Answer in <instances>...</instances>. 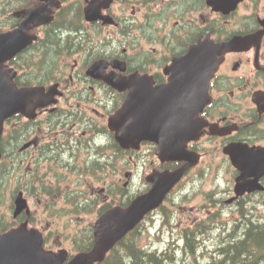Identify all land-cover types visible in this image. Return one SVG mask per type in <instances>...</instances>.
<instances>
[{"label": "flooded vegetation", "instance_id": "obj_1", "mask_svg": "<svg viewBox=\"0 0 264 264\" xmlns=\"http://www.w3.org/2000/svg\"><path fill=\"white\" fill-rule=\"evenodd\" d=\"M80 3L89 37L92 35L95 39L94 30L113 26L118 28L119 35L112 31L109 35L118 39L115 43L106 44L103 53L98 55L87 56L82 51L73 50L69 53L65 49L58 59L64 65L62 77L49 83L39 81L33 86L39 88L40 95L26 111L27 191L31 195L53 198L64 190V194L58 193V196L90 199L93 204L96 199L109 201L112 197L115 200L114 196L126 201L128 185L133 183L134 180H130L135 174L124 170L123 174L129 179L123 184L111 176L116 170L125 169V153L129 150L139 153L138 162H150L152 172L146 176L147 189L142 193L152 187L150 175L184 169L163 204L170 199L173 202L177 200L181 193L176 192L187 185V177L200 163L192 165L189 159L162 161L157 155L159 143L154 140L142 141L139 149L134 151L118 145L109 127V118L122 106L130 90H119L105 78L110 75L128 77L134 73L144 75L148 79L141 83L148 90L140 92L149 95L153 88L168 82L169 75L165 69L175 58L184 56L192 45L208 38L217 44H231L219 56L221 60L211 80V99L200 114L202 122L204 120L201 136L190 140L187 148L199 153L201 159L207 145L222 150L223 159L219 166L227 161L235 186L241 171L234 166L225 148L231 145L254 150L264 147V0H241L229 13L215 10L208 0H113L108 6L98 3L102 17L96 21L86 18V7L92 4L88 0H56L48 6H45L46 0H0V34L16 30L25 20L27 11L45 6L47 9L40 16L50 19L32 23L26 30L34 41L38 40L44 37L46 26L61 16L62 8L73 10ZM129 6L132 13L128 16L115 12L116 8ZM142 7L144 18L140 20L136 13L138 8L141 13ZM96 38L105 42L111 40L109 36ZM129 38L133 40L127 42ZM155 44L158 47H153ZM73 56L79 58H74L72 64L70 58ZM97 61H103L104 65L92 75L88 71ZM52 86L54 90L50 89ZM257 94L261 95L262 106L256 100ZM111 148L123 159V166L117 163L112 170L111 160L117 157L111 154ZM151 150L156 155L155 159L150 153L146 154ZM250 172L248 180L255 179L258 171ZM259 180L264 185V174ZM81 185L90 186V192ZM220 193L229 195L225 203L230 205L247 198L251 202L255 195H264V190L238 198L235 187L217 192ZM221 198L215 199L216 205H221ZM230 199L232 201L228 203ZM43 232L44 236L50 237V230L44 229ZM46 246L52 249L47 241Z\"/></svg>", "mask_w": 264, "mask_h": 264}, {"label": "water", "instance_id": "obj_2", "mask_svg": "<svg viewBox=\"0 0 264 264\" xmlns=\"http://www.w3.org/2000/svg\"><path fill=\"white\" fill-rule=\"evenodd\" d=\"M86 18L96 20L99 14L98 3L108 6L113 0H88ZM241 0H208L215 10L229 13L237 8ZM56 2L46 0L45 6ZM27 11L18 28L0 34V138L6 118L17 112H26L38 90L18 88L10 78V71L3 63L27 47L32 35L26 33L30 24H39L49 19L40 16L47 7ZM49 11V10H48ZM230 43H215L209 38L190 47L184 56L174 59L165 71L169 81L161 87L153 88V93L142 94L148 90L141 83L148 77L138 73L128 77L110 75L105 79L115 87L130 90L122 107L110 117V128L115 131L116 140L124 148L139 147L143 140L159 143L157 154L165 160H191L198 163L199 156L187 149L188 141L200 135L203 122L200 112L210 100L209 85L218 64L219 57L230 48ZM103 61L95 62L89 73L95 75ZM260 106L262 101L256 98ZM26 148V145L24 146ZM233 164L241 174L236 180V196L264 190L259 177L264 174V147L258 150L248 147L228 146ZM1 157V151H0ZM251 170H257L256 178L248 180ZM184 169L175 172H157L149 177L153 187L149 192L137 196L127 207L114 206L106 210L96 221L92 250L74 256L67 264H93L105 259L106 254L133 230L150 211L158 208L173 186L180 180ZM255 174V173H254ZM15 216L27 207V201L20 192L15 200ZM43 239L37 231L27 233L23 228L0 233V264H62L65 255L44 252Z\"/></svg>", "mask_w": 264, "mask_h": 264}, {"label": "rangeland", "instance_id": "obj_3", "mask_svg": "<svg viewBox=\"0 0 264 264\" xmlns=\"http://www.w3.org/2000/svg\"><path fill=\"white\" fill-rule=\"evenodd\" d=\"M115 12L120 16H128L132 13V8L131 6L124 9L116 8ZM143 14L144 8L141 13L138 8L136 15L140 20L144 18ZM91 29L94 30V27H91ZM111 31L117 32L113 33L114 35H119L118 28L113 26L105 27V29L100 28L97 31L94 30V35L96 37L109 36L111 41L115 43L118 37L109 35ZM132 40V38H129L127 42H131ZM146 46L152 47L149 44ZM153 47H158V44H155ZM74 58H79V56L70 58L72 64L74 63ZM66 77H68V74ZM8 140V143H10L11 139ZM6 147L9 148V155L11 157L14 156L12 160L14 163H10L12 166L3 172L0 177V222L11 223L10 226L13 227L21 224L19 228H23L27 233L32 231L41 233L44 229L50 230L49 245L52 248L51 253L53 254L67 253V256H69L70 254L79 252L78 242L94 226L100 213L107 206L112 205V203L121 204V199L117 198L113 200L112 197L109 201L96 199L94 200L95 204H93L87 203L90 199H66L65 197L58 196L59 192L53 198L44 195H31L32 193H29L26 189V152L20 151L21 147H18L16 148V153H13V147L10 144L6 143ZM110 152L117 157L116 160L113 161V158L111 160V170L117 163L123 166V159L114 154L112 148ZM149 153L151 158L155 159L156 155H154V151L146 152V154ZM222 156V150L207 145L205 155L200 160V166L187 177V185L176 192L181 193L179 198L174 202L171 199L167 201L163 210L155 211L138 227L139 245L152 249H165L171 242L173 246V243L179 241L178 238H180L179 235L183 228L192 227L194 224L207 219L211 227L208 232L203 234L202 239H206V243H202L203 249H200L197 253L198 264H206L216 254L217 246L224 239L229 238L228 235L231 233L237 219H245L244 213L254 221L264 222V195H255L254 200L251 202H248L250 198H247L241 203L229 205L225 203L229 195L217 194L219 191H224L227 188L233 189L234 187V181L230 178L231 166L225 160L222 162L224 165L222 167L219 166L223 159ZM138 159L139 153L137 152L125 153L127 164L125 169L122 167L120 172L116 170L115 175L111 176V179L120 180V184H123V182L128 180L125 174H123L124 170L133 171L135 177L130 180H134L133 183H129L128 185L127 198H132L147 189L145 179L152 172L149 168V160L146 163H141L137 161ZM21 161L24 162L21 163ZM136 161L138 166H136ZM67 182H70V180ZM69 186L74 185L70 184ZM81 186L87 192H90V186ZM16 189L15 194L14 191ZM20 192L23 193V197L28 201L30 214L28 215L24 212L23 219L17 220L13 215L15 208L14 199ZM63 194L64 190L60 191L59 195ZM218 197H222L220 206L215 204V199ZM222 230L228 231L223 232ZM182 247L183 242H179L174 247L178 252L177 257L181 261L186 257L183 254ZM186 260L187 264H194V258L188 257Z\"/></svg>", "mask_w": 264, "mask_h": 264}, {"label": "trees", "instance_id": "obj_4", "mask_svg": "<svg viewBox=\"0 0 264 264\" xmlns=\"http://www.w3.org/2000/svg\"><path fill=\"white\" fill-rule=\"evenodd\" d=\"M61 11V16L46 26L44 37L35 40L27 49L5 64V67L10 69L18 87L37 85L39 81L49 83L62 77L64 65L58 59L59 54H62L65 49H68L69 53L82 51L90 56L102 54L107 47L106 44L109 42L105 40L98 42L96 37L92 38V35L89 37L82 3L73 10L62 8ZM8 139H11L10 143ZM6 143L13 147V153H16V148L26 143L24 114L17 113L6 120L0 142L2 151L0 177L12 166L10 163H14L12 161L14 156L9 155L10 151ZM16 191L17 189L14 191L15 194ZM130 200L131 198L127 201L121 200V205H127ZM108 207L110 206L106 209ZM243 215L245 219H237L228 235L229 238L224 239L217 246L216 254L206 264H264V222L254 221L248 218L246 213ZM10 225L11 223L0 222V230L5 231L11 227ZM138 227L121 239L103 261L94 264H187L188 257L194 258V264H198L197 253L203 249L202 243H206V239H202V236L208 232L211 225L205 219L188 229H183L180 232L179 241L173 243V246L170 242L165 249H152L139 245ZM179 242H183V254L186 256L182 261L178 259V252L174 249ZM93 245L92 226L84 238L78 242V247L82 251H88Z\"/></svg>", "mask_w": 264, "mask_h": 264}]
</instances>
